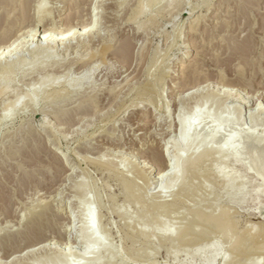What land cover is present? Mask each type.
<instances>
[{"label": "rangeland", "instance_id": "1", "mask_svg": "<svg viewBox=\"0 0 264 264\" xmlns=\"http://www.w3.org/2000/svg\"><path fill=\"white\" fill-rule=\"evenodd\" d=\"M151 1L0 0L1 264H264V148L252 143L264 115L254 123L249 108L215 141L205 130L209 112L236 119L221 102L227 90L251 95L230 85L238 76L264 91V0ZM67 28L76 38L55 40ZM210 93L217 101L199 112L191 142L209 134L218 148L242 128L253 134L170 184L168 166L185 170L195 156L181 124ZM167 143L183 154L174 166ZM216 171L234 178L228 188L203 175ZM222 215L230 228L205 220ZM39 218L44 235L28 242L21 234ZM89 220L109 250L76 242ZM193 225L199 237L186 236Z\"/></svg>", "mask_w": 264, "mask_h": 264}, {"label": "bare ground", "instance_id": "2", "mask_svg": "<svg viewBox=\"0 0 264 264\" xmlns=\"http://www.w3.org/2000/svg\"><path fill=\"white\" fill-rule=\"evenodd\" d=\"M9 2H10V0H8ZM151 2H154L155 3V1H151ZM194 9V8H193ZM197 9V8H196ZM183 11V10H182ZM181 13H183V12H181ZM193 13H195V11L194 10H192L191 11V14H193ZM187 14V13H186ZM190 14V15H191ZM200 16V15H199ZM95 17V16H94ZM100 17H102V14H100V15H97L95 18H93L94 20L92 21V24L90 25V24H87L85 27H84V29L85 30H83V33L84 32H86L88 29L89 30H92L93 28H95L97 25H98V21H99V19H100ZM205 18V17H204ZM196 20H194L191 24L192 25H194V24H196V25H200L199 23L201 22V17H198V18H195ZM205 20V19H204ZM207 20V19H206ZM40 22V21H39ZM38 22V23H39ZM203 22V21H202ZM42 25V24H41ZM195 25V26H196ZM45 26V25H44ZM79 27V26H78ZM197 27V26H196ZM77 28V27H76ZM195 28V27H194ZM74 29L75 28H71V29H68L67 28V30L66 31H64V32H59V34H57L58 36H56L55 35V37H56V39L55 40H58V41H60V42H65V41H67V40H73V39H75L76 38V36H75V32H74ZM34 30V29H33ZM46 30V29H45ZM52 30V29H51ZM65 30V29H64ZM88 30V31H89ZM195 30V29H194ZM50 31V30H49ZM49 31L47 30V31H44L43 32V34H44V36H43V39H48L49 37H54V35L53 34H49ZM87 31V32H88ZM31 32V31H30ZM77 32V31H76ZM92 32V31H91ZM239 51V54H241V51L240 50H238ZM255 74V73H254ZM238 75V74H237ZM255 75H257V74H255ZM228 78V77H227ZM233 78V77H232ZM264 78V77H263ZM225 79V78H224ZM224 79L223 78H220V81H218V82H220V83H223L224 84ZM234 79V78H233ZM236 81L235 82H231V84L230 85H232V86H239V87H241V88H243L245 91L246 90H249V92L251 93V95H243L242 94V92H240V93H234V92H232V91H228L227 90V92H226V95H225V100H223V101H221V102H223V105L225 104L226 105V103H227V101L229 100L230 101V103H233V106H228V108H226V110H227V112H234L235 113V115H236V119H230V118H228V117H220L217 121L215 120V119H212L213 117L211 116V113L209 112L208 113V115H207V118H206V120H208L207 121V123L205 122L206 120H204L203 122L204 123H206L208 126H210V127H207L205 130L207 131L208 130V128H210L209 129V132L210 131H212L211 130V128L213 129V132H211L210 134H212L213 133V136H212V138H215V139H213L214 141L217 139L218 140V137H220L221 135H220V133H222V128L224 127V125H232V127H231V129L232 128H234L233 127V125H234V123H235V125H237V126H235L237 129H238V125H240L239 124V122H241V121H243V120H241V119H243L248 113V110H249V108H251V107H253V109L252 110H250L249 111V117L252 119V120H259V119H261V118H263L262 116L264 115V91H263V93H261V94H259V92H257V91H253V90H250V89H248L247 87L249 86V84L247 85L245 82H244V80H243V78L241 77V76H238L236 79H235ZM193 82H196L194 79L192 80ZM205 81H207V80H205ZM209 81V80H208ZM228 81V83H230L229 82V80H227ZM198 82V81H197ZM192 83V82H191ZM201 83H202V81H201ZM191 85V84H190ZM229 85V84H228ZM199 86V85H198ZM209 86V85H208ZM211 86V85H210ZM227 86V85H226ZM191 87V86H190ZM239 87H237V88H239ZM194 88V87H193ZM201 88H202V86H201ZM207 88V87H206ZM227 88H229V87H227ZM251 88V87H250ZM233 89V88H232ZM256 89H258V91H261V90H259V88H256ZM204 92V91H203ZM254 95V96H253ZM255 95L257 96V99H256V97H255ZM198 98V97H197ZM202 98V100L200 99V101H199V103H197L198 105V107H195V108H193V109H191V115H190V117L186 120V121H184L182 124H181V127H180V133H181V137H182V140L186 143V145H187V149H190V148H194V157H192V158H190V159H188V161H187V163H186V166H185V170H178V169H175V170H173V171H171L173 168L169 165L168 166V169H167V174H168V172L172 175L171 177V183L170 184H174V182H176V180L178 181V178L181 176V174L184 172H186V173H188V172H190V171H195L196 169H199V168H201L200 166L203 164V162L208 158V156H212V155H220V154H226L228 151H232L233 149H234V143L236 142V141H239L238 139L236 140V141H234L235 139H234V137L232 136H230L231 135V132H230V138H228V140H226L225 141V143L220 147L219 145V147L217 148H215L214 146H213V144H211V143H209L210 145H212V147H214V148H209V147H207V145H206V143H207V141L209 140L208 139V137H210L209 136V134H208V132H207V134H208V137H206V136H204L205 138H203V137H201L200 139H199V137L201 136V133L203 132L202 131V129L200 128L199 129V127H202V125H200V122H198V117H199V112L200 111H202L204 108H205V106H206V104H208V102H210L209 100H212V102H215V101H217V100H215V99H217V97H216V94H211L210 93V95H209V98L208 97H206V98H208V99H205V98H203V97H201ZM223 98V97H222ZM203 99H205V100H203ZM172 100V99H171ZM215 100V101H214ZM259 101H261V102H259ZM216 103V102H215ZM241 103H243V104H241ZM219 104V103H218ZM161 105V104H160ZM216 105V104H215ZM225 105L223 106V108L225 107ZM227 106V105H226ZM161 107H162V105H161ZM220 108V107H219ZM225 109V108H224ZM229 110V111H228ZM225 112V111H224ZM245 112V113H244ZM226 113V112H225ZM245 114V116H243ZM232 115V114H231ZM242 116H243V118H242ZM264 119V118H263ZM239 120H241V121H239ZM262 120V119H261ZM239 121V122H238ZM245 121V120H244ZM264 121V120H263ZM253 122V121H252ZM202 123V122H201ZM254 123H256V121L254 122ZM172 124V123H171ZM205 124V125H206ZM260 124V123H259ZM258 124V125H259ZM227 125V126H228ZM242 125V124H241ZM252 125H254L255 126V124H252ZM262 125H264V122H263V124ZM261 125V126H262ZM171 126V125H170ZM204 126V125H203ZM230 126H228V131H229V127ZM253 126V130H254V128L256 127H254ZM260 126V127H261ZM242 127H244V126H241L240 127V129L242 128ZM259 127V126H258ZM170 129V128H169ZM196 129H198V131L199 130H201V132H200V136H198V137H196L197 138V140L195 141V142H191V134H194V132L192 133V131H196ZM245 129V128H244ZM247 129V128H246ZM226 130V129H225ZM233 130V129H232ZM243 132H241V133H244V131H246V133H248V134H253L252 132L251 133H249V132H247V130H249V129H247V130H243V128L241 129ZM240 130V131H241ZM251 130H252V128H251ZM198 131H196V133L198 132ZM250 131V130H249ZM166 132V131H165ZM236 132V131H235ZM253 132H255V134H256V136L257 135H259V134H257L256 132H257V129L256 130H254ZM168 133V132H167ZM233 133V132H232ZM246 133L244 134V137H243V139L244 138H246L245 137V135H246ZM225 134V133H224ZM227 134V133H226ZM234 134V136H235V133H233ZM238 134H239V130H238ZM247 134V135H248ZM264 134V133H263ZM198 135H199V132H198ZM203 135V134H202ZM219 135V136H218ZM223 135V134H222ZM197 136V135H196ZM214 136H218V137H214ZM228 136V135H227ZM242 136V135H241ZM255 136V135H254ZM260 136H262V134L261 135H259V137ZM167 137V136H166ZM238 137H240L239 135H238ZM258 137V136H257ZM264 137V136H263ZM221 138V137H220ZM225 139V138H224ZM242 139V140H243ZM172 140V139H171ZM241 139H240V141H242ZM246 140H247V138H246ZM252 140V139H251ZM250 140V142H252ZM212 141V140H211ZM239 141V142H240ZM167 142V141H166ZM213 142V141H212ZM248 142H249V140H248ZM241 143H243V145L245 144L244 143V141H242ZM253 150H255V149H261L262 147L264 148V138L263 139H259V138H255L254 140H253ZM169 143H167L166 144V146L165 147H163L162 149H161V154L164 156V155H167V154H169V157H170V161L172 162H170L171 163V165L173 164V162L174 163H180V161H182L183 160V154L181 153L182 151H178L176 154H174V155H172L171 154V152H170V150H169V145H168ZM208 144V143H207ZM208 144V145H209ZM237 144H238V142L237 143H235V145H236V148H238L237 147ZM251 144V143H250ZM209 145V146H210ZM239 145V144H238ZM240 146V145H239ZM161 147V146H160ZM235 148V149H236ZM249 148H250V146H249ZM262 148V149H263ZM202 149H204V150H202ZM202 150V151H201ZM239 150V149H238ZM159 150H158V148H157V151L156 152H158ZM229 152V153H230ZM234 152H235V150H234ZM256 152V151H255ZM260 152V151H259ZM263 152V151H262ZM158 153H160V151L158 152ZM157 154V153H156ZM234 154V153H233ZM245 154V153H244ZM255 154V153H254ZM256 155V154H255ZM255 155L253 156V157H255ZM258 155V154H257ZM262 155V154H261ZM158 156H159V154H158ZM247 156V155H246ZM250 156V155H249ZM263 156V155H262ZM161 157V156H160ZM256 158H257V156H256ZM264 158V157H263ZM261 160V158H258V160ZM78 160H79V158H78ZM158 160V159H157ZM256 160V159H255ZM259 160V162H261ZM263 161H264V159H263ZM165 162V161H164ZM71 163H73V164H75L73 161L71 162ZM255 163V162H254ZM263 163V162H262ZM68 164V163H67ZM169 164V163H168ZM167 164V165H168ZM264 164V163H263ZM66 165V164H65ZM173 166H174V164H173ZM263 166V165H262ZM260 167V166H259ZM258 167V168H259ZM204 168H202V170H203ZM260 169H262V168H260ZM201 170V171H202ZM197 171H199V170H197ZM200 171V172H201ZM264 171V170H263ZM166 172V171H165ZM164 173V172H163ZM166 174V173H165ZM202 174H203V172H202ZM164 175V174H163ZM169 175V174H168ZM190 175V174H189ZM203 175H206L207 177H210L211 179L212 178H216V179H223L224 180V185H223V189H226V188H228L230 185H231V183L234 181V178H232V177H230L229 175H228V173L226 174V173H220V172H213V173H204ZM202 176V175H201ZM202 178V177H201ZM204 178V177H203ZM202 178V179H203ZM206 179V178H205ZM201 180V179H200ZM208 180H209V178H208ZM188 189H190V188H188ZM200 189H202V190H207L208 188L206 187V186H201L200 187ZM244 189V185H240V186H238L237 187V190H243ZM264 190V189H263ZM69 207V209L70 210H74L75 208H74V206H68ZM77 210V209H76ZM69 211V210H68ZM72 213V212H71ZM41 215V214H40ZM45 218L47 217L46 215H44V214H42ZM43 216H41V217H43ZM40 217V216H39ZM83 217L85 218V217H90V211L88 210V209H86L85 210V213H84V215H83ZM200 217H202V216H200ZM199 217V218H200ZM44 218V219H45ZM82 218V217H81ZM84 218H83V220H84ZM72 219H76V218H72ZM47 220V219H46ZM200 219H198V221H199ZM205 220L206 221H208L209 223H210V226L209 227H214V229H217V230H219V231H221V230H225V228L226 227H229L230 225H231V220H230V218L228 217V216H226V215H222V216H220V217H214V216H208V217H205ZM49 221V220H48ZM71 222H72V220H71ZM28 223L29 224H27L26 225V227L27 228H25L24 230L26 231H24L25 232V234H21V235H24V239H28V242L32 239V241H34L33 240V238H35L36 240L38 239L39 240V238H41V237H43V235H44V228H45V226H44V221L42 220V218L40 219H37V220H34L33 221V219L29 222L28 221ZM198 222H196L195 224H197ZM72 225V224H71ZM47 226V225H46ZM52 227V226H51ZM230 228V227H229ZM196 228H195V225H193L189 230H187L185 233H186V236H189V237H199L201 234H198L197 232H196V230H195ZM50 230V229H49ZM52 230V229H51ZM229 230V229H228ZM95 231V222L94 221H87L83 226H82V228H81V231H80V233H81V235L80 236H78V240L76 241V242H78L79 241V243H81L83 246H84V248L85 249H87V250H91V249H93V248H95V247H97V246H100V247H102V248H104L105 250H109L106 246H104V243H103V241H102V239L94 232ZM47 232H48V230H47ZM61 233V232H60ZM61 236V235H60ZM64 236V235H63ZM21 237V236H20ZM23 237V236H22ZM46 237H47V234H46ZM52 237V236H51ZM42 239V238H41ZM45 239V238H44ZM51 239V238H50ZM64 239V238H63ZM47 240V239H46ZM18 241V240H17ZM48 241V240H47ZM50 241V240H49ZM48 241V242H49ZM24 241L22 240V243H23ZM38 243H39V241H37ZM26 243V242H25ZM31 243V242H30ZM30 243H28L29 245H30ZM34 243V242H33ZM22 245V244H21ZM41 245V244H40ZM79 245V244H78ZM20 246V245H19ZM25 246V245H24ZM23 246V247H24ZM37 246V245H36ZM50 246V245H49ZM67 246V245H66ZM6 247V246H5ZM13 247V246H12ZM32 247V246H31ZM18 248V247H17ZM21 248V247H20ZM26 248V247H25ZM260 248L261 249H264V241L260 244ZM5 249V248H4ZM24 249V248H23ZM79 252H81L80 250H79ZM78 252V253H79ZM7 254H8V252H7ZM57 257L58 258H60L61 259V257H60V255H57ZM88 259V258H87ZM61 261H63V262H66V261H64V259H61ZM48 262H49V260H48V258H46L44 261H43V263L44 264H48ZM101 261L100 260H97V261H95V262H91V264H93V263H100ZM227 262H225L224 264H226ZM1 264V263H0ZM87 264H90V261L88 262L87 261Z\"/></svg>", "mask_w": 264, "mask_h": 264}]
</instances>
